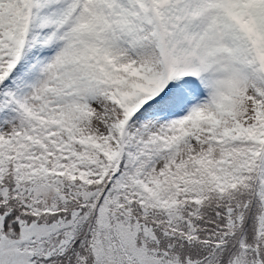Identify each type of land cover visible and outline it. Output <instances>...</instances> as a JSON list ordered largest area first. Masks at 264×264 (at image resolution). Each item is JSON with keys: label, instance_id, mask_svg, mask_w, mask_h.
Segmentation results:
<instances>
[{"label": "snow or ice", "instance_id": "1", "mask_svg": "<svg viewBox=\"0 0 264 264\" xmlns=\"http://www.w3.org/2000/svg\"><path fill=\"white\" fill-rule=\"evenodd\" d=\"M0 264H264V0H0Z\"/></svg>", "mask_w": 264, "mask_h": 264}]
</instances>
